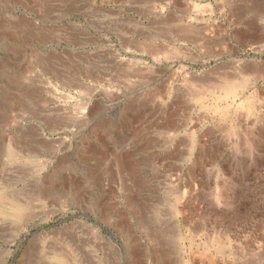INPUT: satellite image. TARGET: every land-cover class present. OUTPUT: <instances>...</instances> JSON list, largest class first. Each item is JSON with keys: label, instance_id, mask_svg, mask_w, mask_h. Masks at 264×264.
Instances as JSON below:
<instances>
[{"label": "rangeland", "instance_id": "374dc122", "mask_svg": "<svg viewBox=\"0 0 264 264\" xmlns=\"http://www.w3.org/2000/svg\"><path fill=\"white\" fill-rule=\"evenodd\" d=\"M0 264H264V0H0Z\"/></svg>", "mask_w": 264, "mask_h": 264}, {"label": "bare ground", "instance_id": "6f19581e", "mask_svg": "<svg viewBox=\"0 0 264 264\" xmlns=\"http://www.w3.org/2000/svg\"><path fill=\"white\" fill-rule=\"evenodd\" d=\"M232 92V91H231Z\"/></svg>", "mask_w": 264, "mask_h": 264}]
</instances>
